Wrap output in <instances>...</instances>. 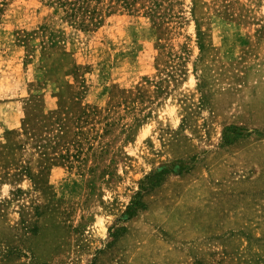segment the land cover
Here are the masks:
<instances>
[{"label": "rangeland", "instance_id": "1", "mask_svg": "<svg viewBox=\"0 0 264 264\" xmlns=\"http://www.w3.org/2000/svg\"><path fill=\"white\" fill-rule=\"evenodd\" d=\"M0 264H264V0H0Z\"/></svg>", "mask_w": 264, "mask_h": 264}, {"label": "trees", "instance_id": "2", "mask_svg": "<svg viewBox=\"0 0 264 264\" xmlns=\"http://www.w3.org/2000/svg\"><path fill=\"white\" fill-rule=\"evenodd\" d=\"M162 174V171L155 172L149 176H146L143 181H145V185L142 186V190H146L148 187L152 188L153 186H156L158 182L160 181V175ZM139 194L137 193L136 196ZM135 206L140 205V201L134 202Z\"/></svg>", "mask_w": 264, "mask_h": 264}]
</instances>
